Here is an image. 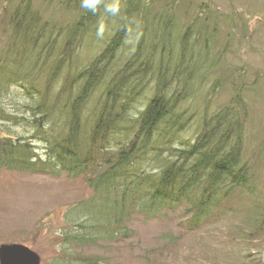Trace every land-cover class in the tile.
Instances as JSON below:
<instances>
[{"label": "trees", "instance_id": "16d2710c", "mask_svg": "<svg viewBox=\"0 0 264 264\" xmlns=\"http://www.w3.org/2000/svg\"><path fill=\"white\" fill-rule=\"evenodd\" d=\"M42 1L64 19L45 18L33 0H6L1 10L0 171L83 185L87 195L64 211L58 255L46 264H111L86 251L125 241L136 216L175 214L196 230L231 210L233 196L247 197L253 211L237 239L260 254L264 203L241 95L250 85L215 48L219 22L234 30V19L199 4L179 22L163 0H121L116 17L102 7L93 15L80 0ZM222 88L229 101L212 106Z\"/></svg>", "mask_w": 264, "mask_h": 264}, {"label": "rangeland", "instance_id": "374dc122", "mask_svg": "<svg viewBox=\"0 0 264 264\" xmlns=\"http://www.w3.org/2000/svg\"><path fill=\"white\" fill-rule=\"evenodd\" d=\"M5 1L0 0V50L8 28L5 11H1ZM33 3L45 18L52 14L56 20L64 19L56 3L48 8L42 0H33ZM162 3L171 8L170 13L179 22L190 20L199 4L210 5L219 18L234 19L237 25L234 30L219 22L215 48L218 47L229 69L243 70L250 85L249 90L241 93L248 111L245 142L250 173L263 204L264 146L258 147L264 138V0H163ZM229 97L230 90L222 88L212 106L226 104ZM82 188L79 180H67L63 176L52 178L0 171V244L30 238V243L25 245L35 251L40 264L56 258L59 249L56 234L64 222V211L87 195ZM233 198L231 210L200 229L187 231L175 214L157 219L138 215L128 222L132 234L125 241L86 252L106 257L111 264H256L258 257L264 264V245L260 254H254L252 243L237 239L241 235L237 224L248 220L253 211L247 197ZM165 235L172 239L169 244Z\"/></svg>", "mask_w": 264, "mask_h": 264}, {"label": "clouds", "instance_id": "9594fccd", "mask_svg": "<svg viewBox=\"0 0 264 264\" xmlns=\"http://www.w3.org/2000/svg\"><path fill=\"white\" fill-rule=\"evenodd\" d=\"M80 7L97 14L98 10L103 9L105 16L116 17L121 13V0H80ZM106 31L104 19H100L97 23L95 35L98 39H103ZM135 117V113H131Z\"/></svg>", "mask_w": 264, "mask_h": 264}, {"label": "water", "instance_id": "95a60500", "mask_svg": "<svg viewBox=\"0 0 264 264\" xmlns=\"http://www.w3.org/2000/svg\"><path fill=\"white\" fill-rule=\"evenodd\" d=\"M38 255L21 243L0 244V264H39Z\"/></svg>", "mask_w": 264, "mask_h": 264}, {"label": "bare ground", "instance_id": "6f19581e", "mask_svg": "<svg viewBox=\"0 0 264 264\" xmlns=\"http://www.w3.org/2000/svg\"><path fill=\"white\" fill-rule=\"evenodd\" d=\"M134 65V64H133Z\"/></svg>", "mask_w": 264, "mask_h": 264}]
</instances>
